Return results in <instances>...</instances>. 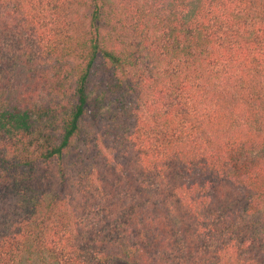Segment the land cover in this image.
<instances>
[{"label":"trees","instance_id":"trees-1","mask_svg":"<svg viewBox=\"0 0 264 264\" xmlns=\"http://www.w3.org/2000/svg\"><path fill=\"white\" fill-rule=\"evenodd\" d=\"M0 264H264V0H0Z\"/></svg>","mask_w":264,"mask_h":264}]
</instances>
